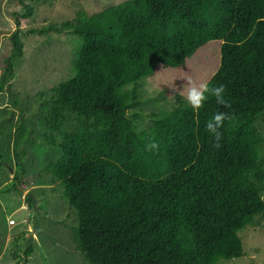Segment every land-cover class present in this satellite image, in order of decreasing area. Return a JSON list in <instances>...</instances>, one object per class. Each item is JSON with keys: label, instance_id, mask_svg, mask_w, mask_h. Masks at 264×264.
Listing matches in <instances>:
<instances>
[{"label": "trees", "instance_id": "trees-1", "mask_svg": "<svg viewBox=\"0 0 264 264\" xmlns=\"http://www.w3.org/2000/svg\"><path fill=\"white\" fill-rule=\"evenodd\" d=\"M26 6L15 13L1 87L24 54L22 21L35 12ZM76 13L33 30L81 39L74 73L44 105L45 140L61 148L45 170L77 212L76 247L88 264H219L244 255L240 231L264 212V0H123ZM148 76L167 92L186 76L224 85L230 107L209 96L196 113L183 101L138 128L133 85ZM4 111L0 142L15 152L12 184L23 191L40 179L26 174L24 158L35 128ZM218 112L229 117L219 148L206 130ZM152 140L158 152L145 149ZM25 246L28 264L33 248Z\"/></svg>", "mask_w": 264, "mask_h": 264}, {"label": "rangeland", "instance_id": "rangeland-1", "mask_svg": "<svg viewBox=\"0 0 264 264\" xmlns=\"http://www.w3.org/2000/svg\"><path fill=\"white\" fill-rule=\"evenodd\" d=\"M120 1L123 0H0V81L4 65L1 61L14 46L12 34L18 26L15 13L24 12L28 3L35 7L33 16L23 20L21 25L24 54L16 59L8 83L4 87L0 85V113H6L4 109L13 110L16 123L24 114L34 126L35 133L24 158L26 174L36 178L40 175L39 181L23 187V191L18 189L12 184L18 167L17 157L0 142V152L4 153L0 158V264H25V241L33 248L28 264H88L74 239L77 212L64 197L59 180L45 170L61 148L45 140L44 105L53 92L52 86L74 73L73 59L81 39L70 30H33L73 19L82 8L93 11ZM133 87L137 89L139 103L133 104L130 111L138 128H146L157 115L184 101L173 89L165 91L157 76L145 77ZM13 99H17V103ZM257 125L264 132V114ZM30 193L34 194L40 208L30 206L27 197ZM240 234L245 254L222 259L219 264H264V212Z\"/></svg>", "mask_w": 264, "mask_h": 264}, {"label": "clouds", "instance_id": "clouds-1", "mask_svg": "<svg viewBox=\"0 0 264 264\" xmlns=\"http://www.w3.org/2000/svg\"><path fill=\"white\" fill-rule=\"evenodd\" d=\"M174 81H171L169 84H172L176 95L181 97L182 100L186 101L196 113H198L199 110L204 106V103L209 96L215 97L216 102L219 105H222L225 108L230 107V105H228L224 99V85L210 87L206 81L198 80L192 76H186V83H184L182 88H180L174 85ZM228 118L229 117L226 112H218L206 124V130L216 141L214 146L217 148L221 146L219 141L223 136V133L220 131V129L223 127L224 121ZM159 148V142L155 140H152L145 145V149L150 152H158Z\"/></svg>", "mask_w": 264, "mask_h": 264}]
</instances>
